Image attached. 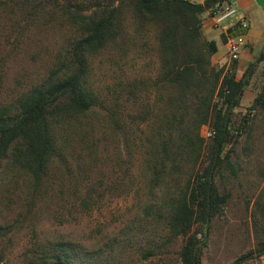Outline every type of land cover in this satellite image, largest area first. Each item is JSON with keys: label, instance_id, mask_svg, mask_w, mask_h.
Instances as JSON below:
<instances>
[{"label": "rangeland", "instance_id": "374dc122", "mask_svg": "<svg viewBox=\"0 0 264 264\" xmlns=\"http://www.w3.org/2000/svg\"><path fill=\"white\" fill-rule=\"evenodd\" d=\"M120 3L129 1L0 0V109L13 111L75 39L68 12ZM124 11L114 40L88 57L85 85L93 105L63 126L61 150L41 184L10 160L0 165V264H45L66 253L77 264H182L185 237L170 234L165 206L174 184L163 178L151 186L146 169L161 106L160 92L152 90L157 27ZM253 62L230 115L233 129L245 114L247 124L233 130L214 176L228 198L208 223L199 264H231L254 246L256 234L264 238V116L258 108L247 113L264 83V60ZM200 163H207V147ZM200 228H192L198 237Z\"/></svg>", "mask_w": 264, "mask_h": 264}, {"label": "trees", "instance_id": "16d2710c", "mask_svg": "<svg viewBox=\"0 0 264 264\" xmlns=\"http://www.w3.org/2000/svg\"><path fill=\"white\" fill-rule=\"evenodd\" d=\"M128 1L127 7L138 20L157 27L159 70L152 90L160 92L161 106L154 115L152 149L146 157L149 183L155 186L163 178L173 182L171 199L165 201L169 232L185 237L179 251L181 263L199 264L207 244L204 234L208 223L228 198L227 193H219L214 176L233 130L240 133L247 124L245 114L233 129L230 115L231 107L241 102L254 62L240 78L236 77L235 61L227 68L211 64L217 47L213 40L203 37L201 14L222 0H206L203 4L188 0ZM127 7L120 3L108 9L68 12L77 33L75 39L59 53L47 76L17 99L13 111L0 109V165L10 160L41 184L51 160L61 150L57 138L63 126L93 105V94L85 85L88 57L114 40ZM263 55L264 48L255 62ZM254 108L264 116V83L247 113ZM203 126L215 131L207 146L201 135ZM205 147L207 163L202 167L200 158ZM194 224L201 226L200 237L192 230ZM255 237L253 248L239 255L236 264L264 255V238ZM45 264L77 263L66 253L55 255Z\"/></svg>", "mask_w": 264, "mask_h": 264}, {"label": "crops", "instance_id": "0c3cea01", "mask_svg": "<svg viewBox=\"0 0 264 264\" xmlns=\"http://www.w3.org/2000/svg\"><path fill=\"white\" fill-rule=\"evenodd\" d=\"M205 1L195 0L196 3L200 4ZM220 2L233 3L236 6L235 13L220 23H215L209 10L206 9L201 14L202 34L206 40H213L217 47L216 52L210 57L211 63L219 66L225 65L226 68L231 64L224 57L228 37L237 34L244 36L245 46L239 59L235 61L236 77L240 78L246 66L253 61H257L259 54L264 48V0H222ZM243 17H246L249 21V26L246 30L241 29L238 24ZM229 30H232L233 33L230 34ZM263 60L261 59L260 61L262 62ZM259 258L264 264V255L263 257L259 256ZM254 264H259L258 258H254Z\"/></svg>", "mask_w": 264, "mask_h": 264}, {"label": "built area", "instance_id": "2783aa9c", "mask_svg": "<svg viewBox=\"0 0 264 264\" xmlns=\"http://www.w3.org/2000/svg\"><path fill=\"white\" fill-rule=\"evenodd\" d=\"M195 2V0H188ZM211 17H213L215 23H220L227 17L233 15L236 11V6L229 2H217L208 8ZM241 29L246 30L249 26V21L246 17H243L238 22ZM245 46V39L242 34L229 36L226 41V51L224 57L228 62H233L239 59L241 52ZM215 131L211 128L204 127L201 129V135L203 137H213Z\"/></svg>", "mask_w": 264, "mask_h": 264}, {"label": "water", "instance_id": "95a60500", "mask_svg": "<svg viewBox=\"0 0 264 264\" xmlns=\"http://www.w3.org/2000/svg\"><path fill=\"white\" fill-rule=\"evenodd\" d=\"M231 109H232V107H231ZM207 236H208V234H207V232L204 234V237L205 238H207ZM231 264H236V259H234L232 262H231Z\"/></svg>", "mask_w": 264, "mask_h": 264}]
</instances>
